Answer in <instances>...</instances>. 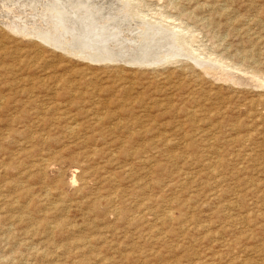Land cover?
Returning a JSON list of instances; mask_svg holds the SVG:
<instances>
[{"label":"rangeland","instance_id":"obj_1","mask_svg":"<svg viewBox=\"0 0 264 264\" xmlns=\"http://www.w3.org/2000/svg\"><path fill=\"white\" fill-rule=\"evenodd\" d=\"M37 1L0 22V264H264V0Z\"/></svg>","mask_w":264,"mask_h":264},{"label":"bare ground","instance_id":"obj_2","mask_svg":"<svg viewBox=\"0 0 264 264\" xmlns=\"http://www.w3.org/2000/svg\"><path fill=\"white\" fill-rule=\"evenodd\" d=\"M56 1V0H55ZM67 1V0H66ZM65 1V2H66ZM73 1V0H72ZM118 1V0H117ZM46 2V1H45ZM48 2V1H47ZM69 2V1H68ZM71 2V1H70ZM75 3H77L76 1H74ZM111 2V1H110ZM121 2V1H120ZM126 2V1H125ZM95 3V2H94ZM93 3V4H94ZM121 3H124V2H121ZM132 3V2H131ZM71 4V3H70ZM74 4V3H73ZM127 4V3H126ZM128 4H130V3H128ZM127 4V5H128ZM59 5V4H58ZM63 5V4H62ZM78 5V4H77ZM126 6V5H125ZM57 6H52V4H48V3H44V1L42 2H40V1H35V0H2V1H0V22L6 27V28H8L9 29V31H12V32H15V33H18V34H22V35H28V36H31L32 35V33L33 32H28V31H26L27 29H25L26 27H25V25L26 26H28L29 24L31 25L33 22L35 23V21H37V23H38V20H40V19H42L43 18V20L42 21H46V23H48V22H51L52 20H55L54 19V17L56 18H59V16H57V15H60V19L62 18V16H64V14L63 13H60L59 14V12H57L58 10H59V8L57 7ZM62 7V6H61ZM70 7H72V6H70ZM109 7V6H108ZM128 7H129V5H128ZM18 8H26V10L23 12H19L18 11ZM103 8V7H102ZM111 8V7H110ZM118 8V7H117ZM120 8V7H119ZM131 8V7H130ZM73 9V8H72ZM6 11L8 12V13H6ZM84 11V10H83ZM76 12H78V11H76ZM82 13V12H81ZM136 13V12H135ZM55 14H56V16H55ZM78 14V13H77ZM126 14H127V12H126ZM128 14H130V13H128ZM134 14V13H133ZM16 15H17V17H16ZM132 15V14H131ZM141 15V14H140ZM120 16V15H119ZM127 16V15H126ZM74 17H75V15H74ZM128 17L130 18V15H128ZM137 17V16H136ZM16 18H21V19H23V21H21V20H18L19 22H17V20H16ZM76 18V17H75ZM122 18V17H121ZM127 18V17H126ZM131 18H133V17H131ZM130 18V19H131ZM68 19H70V18H68ZM79 19V18H78ZM77 19V20H78ZM119 19H120V17H119ZM138 19H140V18H138ZM25 20V21H24ZM58 20V19H57ZM63 20V19H62ZM72 20V19H71ZM75 20V19H74ZM79 20H82V21H79V22H81V23H87L86 22V20L84 21L83 19H79ZM88 20V22H90L89 21V19H87ZM106 20V19H105ZM132 20V19H131ZM130 20V21H131ZM135 19H133L132 20V22L134 21ZM70 21V20H69ZM115 21V20H114ZM128 21V20H127ZM137 22H138V20H136ZM61 22V21H60ZM76 22V21H75ZM141 22V21H140ZM144 22V21H143ZM20 23H24L25 25H24V27H22L21 26V24ZM45 23V22H44ZM126 23V22H125ZM135 23V22H134ZM150 23H151V21H150ZM162 23H163V21H162ZM62 24V23H61ZM167 23H163V26H165ZM46 25V24H45ZM50 25H52V24H50ZM49 25V26H50ZM147 25V24H146ZM167 25H169V24H167ZM171 25V24H170ZM126 26V25H125ZM142 26H144V24L142 25ZM150 26H153V25H150ZM30 27V26H29ZM112 27V26H111ZM169 27V26H168ZM168 27H167V29H168ZM130 28V27H129ZM154 28H155V26H154ZM166 28V27H165ZM165 28H163V29H165ZM176 28V27H175ZM112 29V28H111ZM121 29V28H120ZM126 29V28H125ZM124 29V30H125ZM149 29V28H148ZM156 29V28H155ZM162 29V28H161ZM160 29V30H161ZM166 29V30H167ZM37 30V29H36ZM42 30V29H41ZM46 30V29H45ZM48 30V29H47ZM46 30V31H47ZM170 30H172V29H170ZM178 30V29H177ZM33 31V30H32ZM39 31V30H38ZM50 31V30H49ZM154 31V30H153ZM168 31V30H167ZM179 31V30H178ZM35 32V31H34ZM45 32V31H44ZM124 32V31H123ZM126 32V31H125ZM135 32V31H134ZM169 32V31H168ZM172 32V31H171ZM176 32V31H175ZM174 32V34L172 35V37L173 38H175V41H176V44L178 43V45H181V44H183V42L185 41V40H183V38H182V36H181V31L180 32H177V33H175ZM31 33V34H30ZM162 33L164 34L165 32H163V30H162ZM38 34V33H37ZM36 34V35H37ZM41 34H42V31H41ZM41 34H39V37H41L40 39L41 40H43V41H45V42H49V43H52L53 44V40L52 39H50V38H47V36L45 37V36H43V35H41ZM51 34V33H50ZM104 34V33H103ZM170 35L172 34V33H169ZM34 35V34H33ZM41 35V36H40ZM45 35V34H44ZM126 35V34H125ZM158 35V34H157ZM156 35V36H157ZM160 35V34H159ZM167 35V34H166ZM155 36V37H156ZM162 36V35H161ZM165 36V35H164ZM32 37V36H31ZM34 37H36V36H34ZM135 37V36H134ZM166 37H169V36H165V37H163L162 36V38L160 37L159 39H158V41L160 40V39H164L165 38V41L164 42H166ZM171 37V36H170ZM187 37V36H186ZM54 39V38H53ZM172 39V38H171ZM156 40V39H155ZM174 40V39H173ZM134 41V40H133ZM141 41V40H140ZM153 41H154V39H153ZM175 41H174V44H175ZM55 42V41H54ZM57 42V41H56ZM160 42V41H159ZM162 42V41H161ZM155 44V43H154ZM173 44V45H174ZM49 45V44H48ZM54 45V44H53ZM57 45V44H56ZM55 45V46H56ZM65 45V44H64ZM148 45V44H147ZM153 46V45H152ZM151 46V47H152ZM159 46V45H158ZM57 47H59V48H62L64 51H67V53L69 52V54L70 53H72V54H74V56L76 55H82L84 58H86V60L88 59V60H91L92 62L94 61V62H103V61H115V60H117V61H119V60H122V59H113V57L111 58V57H104L103 55L101 56H98L97 54H96V56H95V54H94V56H92V55H89V54H87V52L85 53V52H83V51H81V50H75L74 48H71V47H69V46H66V47H62L61 45H57ZM157 47V46H156ZM93 48V47H92ZM153 48V47H152ZM154 49V48H153ZM152 49V50H153ZM163 49V48H162ZM169 49V48H168ZM175 49V48H174ZM73 50H75V51H73ZM92 50V49H91ZM147 50V49H146ZM146 50L144 51V53L146 52ZM161 50V49H160ZM87 51V50H86ZM150 51V53H151V55L153 56V51L151 52V50H149ZM157 51V50H156ZM128 52H129V50H128ZM143 52V51H142ZM148 52V51H147ZM179 52H180V50H179ZM100 53V52H99ZM143 53V54H144ZM156 53V52H155ZM154 53V54H155ZM178 53V52H177ZM177 53H168V54H165L164 56V58L162 57V59H160V60H158L157 61V66H158V64L159 65H163V64H165V63H169L170 61H172V60H174L175 58H177L178 57V54ZM182 53V52H181ZM121 54V53H120ZM138 54V53H137ZM150 55V56H151ZM182 55V54H181ZM111 56V55H110ZM116 56V55H115ZM150 56L148 57V55L147 56H145V57H148V59L147 60H149V58H150ZM151 56V57H152ZM180 56V55H179ZM144 57V56H143ZM145 57L143 58V59H145ZM181 57V56H180ZM121 58V57H120ZM156 58H157V56H156ZM81 59H83V58H81ZM133 59V58H132ZM127 60V61H125L126 63H128V64H133V65H135V64H141V63H143L139 58H135L134 60ZM142 59V60H143ZM146 60V61H147ZM153 60V59H152ZM123 61V60H122ZM144 61V60H143ZM154 62L156 61V59L155 60H153ZM149 63V61L148 62H145V65L146 64H148ZM144 64V63H143ZM149 65H154L153 63H151V64H149ZM199 65V64H198ZM148 66V65H147Z\"/></svg>","mask_w":264,"mask_h":264}]
</instances>
